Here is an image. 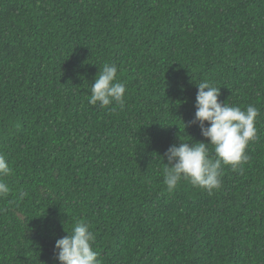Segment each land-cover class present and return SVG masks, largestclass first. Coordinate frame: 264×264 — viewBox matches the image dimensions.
Segmentation results:
<instances>
[{"label":"trees","instance_id":"1","mask_svg":"<svg viewBox=\"0 0 264 264\" xmlns=\"http://www.w3.org/2000/svg\"><path fill=\"white\" fill-rule=\"evenodd\" d=\"M105 63L123 107L88 103ZM203 81L257 135L219 189L169 192L168 147L207 143ZM0 155V264H59L78 222L101 264H264V0H0Z\"/></svg>","mask_w":264,"mask_h":264},{"label":"clouds","instance_id":"2","mask_svg":"<svg viewBox=\"0 0 264 264\" xmlns=\"http://www.w3.org/2000/svg\"><path fill=\"white\" fill-rule=\"evenodd\" d=\"M117 71L115 64L108 63L99 69V75L90 85L89 104L106 108L114 101L123 107L126 85L118 81ZM197 86L195 116L188 123L200 128L207 143L182 141L179 145L168 147L163 154L167 158L163 175L169 192L175 190L182 180L189 181L209 194L219 189L222 165H229L236 170L241 163L246 162L248 156L245 148L257 135L259 109L256 106L248 105L242 110L239 106L221 102L218 99L220 87L210 81H203ZM209 145L214 148L215 159L209 157ZM10 172L9 163L0 155V177ZM9 192L8 184L0 179V197L7 196ZM66 232L67 235L55 241L54 256L59 264H101L98 252L92 248L95 235L86 222H78Z\"/></svg>","mask_w":264,"mask_h":264}]
</instances>
